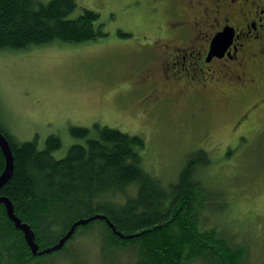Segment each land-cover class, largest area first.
I'll return each instance as SVG.
<instances>
[{"label":"trees","instance_id":"obj_1","mask_svg":"<svg viewBox=\"0 0 264 264\" xmlns=\"http://www.w3.org/2000/svg\"><path fill=\"white\" fill-rule=\"evenodd\" d=\"M99 19L95 10L79 11L75 0H0V50L96 40L105 35ZM94 129L96 137L87 126H73L71 134L87 142L57 158L59 135L39 148L0 123L14 158L0 197L9 199L38 246L34 252L0 201V264H92L93 239L99 245L94 264H249L243 227L228 218V191L205 178L214 163L205 148L191 151L177 178L164 184L144 167V137L99 123ZM5 167L0 146V176ZM88 218L53 248L76 221Z\"/></svg>","mask_w":264,"mask_h":264},{"label":"rangeland","instance_id":"obj_2","mask_svg":"<svg viewBox=\"0 0 264 264\" xmlns=\"http://www.w3.org/2000/svg\"><path fill=\"white\" fill-rule=\"evenodd\" d=\"M75 1L79 11L100 13L105 35L81 44L0 50V123L18 141H36L39 148L51 134L59 135L57 158L87 142L71 134L73 126L89 127L93 137L96 123L139 134L146 143L144 167L164 184L177 178L191 151L205 148L214 160L205 178L217 191H228V218L243 227L248 263L264 264V110L252 112L239 127L248 99L225 102V93L212 89L193 100L180 96L168 105H151L146 112V103L144 108L134 103L139 96L128 85L147 55V42L138 43L159 20L158 0ZM167 9L164 17L170 16ZM89 243L94 264L99 245Z\"/></svg>","mask_w":264,"mask_h":264},{"label":"flooded vegetation","instance_id":"obj_3","mask_svg":"<svg viewBox=\"0 0 264 264\" xmlns=\"http://www.w3.org/2000/svg\"><path fill=\"white\" fill-rule=\"evenodd\" d=\"M155 6L159 20L139 38L147 55L128 85L139 96L134 103H146L147 112L219 89L225 102L248 99L239 127L264 110V0H158ZM166 6L170 16L164 17ZM221 32L226 35L214 51Z\"/></svg>","mask_w":264,"mask_h":264},{"label":"water","instance_id":"obj_4","mask_svg":"<svg viewBox=\"0 0 264 264\" xmlns=\"http://www.w3.org/2000/svg\"><path fill=\"white\" fill-rule=\"evenodd\" d=\"M225 35H226L225 32H221L216 36V38L214 39L213 45H212L214 51H217L220 48L221 42L224 39ZM0 146H1L2 151L6 157V167H5V170L2 173V175L0 176V187H1L11 176L12 171H13V166H14V158H13L10 142L7 139L6 135L1 130H0ZM0 201L6 202V204L8 205V209H9V213H10L11 217L14 219L17 226H19L21 229L24 230V232L26 233L27 239L29 240V242L31 244L33 251L37 252L38 246L34 241L33 231L30 229L29 225L22 223L21 220L14 214L13 207H12L9 199H7L5 197H0ZM90 220L91 219L88 218V219H80V220L76 221L75 224L72 226L71 230L66 234V236L63 237L60 240V242L58 244H56L53 248L58 249V248L62 247V245L65 243V241L70 238L72 232L74 231V229L76 228L77 225L85 224L86 222H88ZM49 250H51V248L47 249V251H49Z\"/></svg>","mask_w":264,"mask_h":264}]
</instances>
